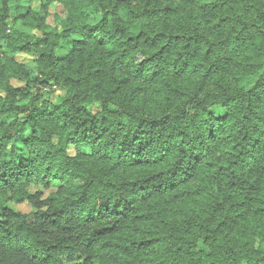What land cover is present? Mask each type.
<instances>
[{
	"label": "trees",
	"instance_id": "16d2710c",
	"mask_svg": "<svg viewBox=\"0 0 264 264\" xmlns=\"http://www.w3.org/2000/svg\"><path fill=\"white\" fill-rule=\"evenodd\" d=\"M0 264H264V0H0Z\"/></svg>",
	"mask_w": 264,
	"mask_h": 264
},
{
	"label": "rangeland",
	"instance_id": "374dc122",
	"mask_svg": "<svg viewBox=\"0 0 264 264\" xmlns=\"http://www.w3.org/2000/svg\"><path fill=\"white\" fill-rule=\"evenodd\" d=\"M31 4H36V1H34ZM12 9L14 10V8ZM12 14H13L12 17L9 20L11 27L16 30L22 31V32H30L29 28L25 27L20 21L16 20L17 13L13 11ZM49 14H50L49 23L52 25L54 23V18L56 15L58 17L64 18L66 15V12L64 8H62L58 4H55L49 8ZM66 53H67V50H62L61 52H59V54H66ZM18 57L21 62H28V58H29L28 56L20 55ZM56 187L57 185H54L53 188H51L49 192H45V196L47 197L51 192H54ZM17 209L24 214H29L32 212V209L27 204L19 205Z\"/></svg>",
	"mask_w": 264,
	"mask_h": 264
}]
</instances>
